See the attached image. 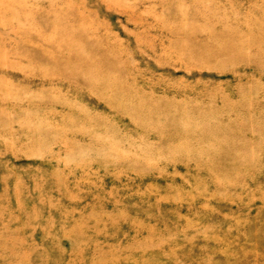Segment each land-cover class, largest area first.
<instances>
[{"label": "rangeland", "instance_id": "374dc122", "mask_svg": "<svg viewBox=\"0 0 264 264\" xmlns=\"http://www.w3.org/2000/svg\"><path fill=\"white\" fill-rule=\"evenodd\" d=\"M0 264H264V0H0Z\"/></svg>", "mask_w": 264, "mask_h": 264}]
</instances>
